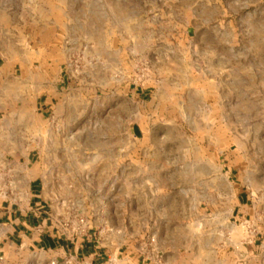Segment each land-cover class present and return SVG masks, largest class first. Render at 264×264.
<instances>
[{"label": "rangeland", "instance_id": "rangeland-1", "mask_svg": "<svg viewBox=\"0 0 264 264\" xmlns=\"http://www.w3.org/2000/svg\"><path fill=\"white\" fill-rule=\"evenodd\" d=\"M0 104L71 250L0 264H264V0H0Z\"/></svg>", "mask_w": 264, "mask_h": 264}, {"label": "crops", "instance_id": "crops-1", "mask_svg": "<svg viewBox=\"0 0 264 264\" xmlns=\"http://www.w3.org/2000/svg\"><path fill=\"white\" fill-rule=\"evenodd\" d=\"M2 121L6 118L2 119L0 115V225H5V238L8 243H20L28 248L36 246L52 251L60 247L66 259L67 253L71 252L69 243L54 234L55 227L48 214L51 203L44 196V179L34 166L38 162L32 163L29 157L19 158L17 153H8L17 150L19 142L16 139L9 141L8 129H2ZM242 207L243 201L239 199V209ZM82 248L83 264H110L111 260L104 254V245L92 237L83 239ZM135 256L129 257L132 264H141L140 260L135 262Z\"/></svg>", "mask_w": 264, "mask_h": 264}]
</instances>
